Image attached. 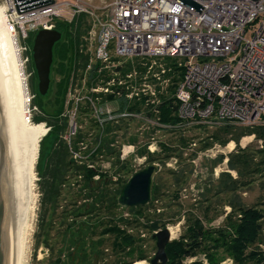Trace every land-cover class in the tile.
Wrapping results in <instances>:
<instances>
[{
	"label": "built area",
	"instance_id": "2783aa9c",
	"mask_svg": "<svg viewBox=\"0 0 264 264\" xmlns=\"http://www.w3.org/2000/svg\"><path fill=\"white\" fill-rule=\"evenodd\" d=\"M90 1L5 0L8 30L19 43L25 66L30 58L24 40L30 32L57 29L58 20L86 17L62 115L69 122L64 138L72 158L98 171L95 180L111 168L103 147L110 122L139 119L164 129L264 123V0H191L197 7L178 0H113L97 8ZM254 23L252 36L246 38ZM174 83L178 124L164 125L158 117L132 111V104L140 101L157 116L161 98ZM31 107L28 117L33 121L31 111L38 108ZM83 122L92 124L94 133L76 149L72 139ZM257 142L263 146L262 140ZM116 144L118 138L111 148ZM154 144L148 146L151 153L157 150ZM117 152L124 162L135 153V145L122 143ZM171 161L167 165L175 168L177 159Z\"/></svg>",
	"mask_w": 264,
	"mask_h": 264
},
{
	"label": "trees",
	"instance_id": "16d2710c",
	"mask_svg": "<svg viewBox=\"0 0 264 264\" xmlns=\"http://www.w3.org/2000/svg\"><path fill=\"white\" fill-rule=\"evenodd\" d=\"M57 22V30L62 33V37L56 42L53 49L50 88L46 95H41L38 90H35V96L31 102L40 111V115L34 116L33 121L35 123L44 122L50 127L47 134L41 139V152L37 164V171L42 178L41 186L44 204H47V210L43 213L41 224V237L43 238L38 236V245L45 243L49 250L52 249L49 241L53 239V236H50V232L56 221L61 220V228L63 230L59 231V236L63 242L67 234L71 233L74 238V245H81L92 250L99 248L100 245H108L127 256L132 255L135 258L133 262L148 259L138 237L129 233L116 221H113V218L108 224H103L98 216L99 210L103 208H106L108 212H112L120 206L117 202V197L123 187V183L127 180L121 178L119 181L118 179L115 181L112 176H108L107 173L103 172H100L99 179L95 180L94 176L99 172L89 169L83 164H78L72 158L69 144L64 138L69 128L68 119L62 115L68 86V73L74 66L72 63L75 60L78 61L79 54L77 50L80 38L86 31L87 19L84 15H80L75 16L71 21L58 20ZM37 31L30 32L28 38L24 40V43L28 44L30 42V45L28 44L29 51L26 55H29V63H31V68H33L34 72L33 76H36V70L32 60V46ZM170 75V73L167 74V76ZM177 79L174 77V82ZM169 89L171 93H174L175 83ZM131 109L132 111L145 113L153 118L158 117L159 122L164 125H175L181 121L177 113L176 98L173 94L161 98V102L157 106V116L154 114L152 106H145V103L140 101L134 102ZM218 127H220V133L216 132L212 137L224 145L234 140L238 147L228 155L227 161L228 169L237 173L236 177L230 172H221L218 181V192L237 193L241 187L252 184L256 177L264 178V147L254 149L249 147L241 148L239 146L242 137L252 134L256 136V139L264 142V123L253 127L236 126L234 124H223ZM121 129V124L112 122L108 123L104 129L103 147L106 150L105 155L107 157L117 156L118 162L120 161L119 154L115 148H111V143L118 138V132ZM156 129L165 131L179 130L155 126L153 130ZM233 129L238 130L237 137H227L229 133H232ZM221 133L225 136L221 137ZM83 139L82 130H78L76 136L72 139V145L76 148L77 143ZM182 140L185 139L182 138ZM136 141L137 137H134L132 143ZM160 145L162 151L164 150L163 154H166L162 157L164 167H166L165 163L167 160L172 157H180L178 153L174 152L176 149H171L170 145L167 147L165 144V146ZM209 145L206 143L204 148L209 147ZM138 154L140 155L139 157L146 156L149 162H154L159 158L157 154L149 152L147 147L140 149ZM192 157H194L193 153L191 154V159ZM167 170L175 177V182L177 183L186 182L187 174L190 173L188 169L178 172L171 168ZM224 176L227 180H223ZM111 183H119L114 191L108 188ZM161 183V178L158 176L154 181L152 204L162 194L163 187L160 185ZM67 199H69L70 202L68 204L71 207L62 209L57 214L59 207H62L61 202ZM228 206L231 210L227 213L221 228H208L200 217L196 215L188 216L183 234L179 239L171 240L166 246L167 264H205L203 259L185 262L186 259L196 257L199 254H203L209 264H219L222 260L216 259L215 251L223 247L227 255L236 263L242 264L251 259L262 263L264 255L259 250V247L264 244V200H260L255 205H248L246 202L238 201L234 197L229 198ZM148 207L129 208L134 211V222H138L141 217L148 218V215L145 214V210ZM206 210H209V205L206 206ZM212 220L211 218L209 219V221ZM119 221L122 223L127 222L122 217L119 218ZM102 225L105 228L101 234H108L110 237L106 241L95 240L94 237L99 236L97 228ZM141 225H137V227ZM159 225L160 223L154 220L142 226L150 228L154 238L155 230L158 231L160 228ZM154 239L156 240V238ZM48 258L49 264H55V261L51 263L50 255ZM133 262L124 264H132Z\"/></svg>",
	"mask_w": 264,
	"mask_h": 264
},
{
	"label": "rangeland",
	"instance_id": "374dc122",
	"mask_svg": "<svg viewBox=\"0 0 264 264\" xmlns=\"http://www.w3.org/2000/svg\"><path fill=\"white\" fill-rule=\"evenodd\" d=\"M105 1L106 4H109L113 0H91L89 4L92 7L97 8L104 6ZM0 5H5L7 10L8 5L6 4L5 0H0ZM255 27L256 23L248 27V30L245 34L246 38H250L252 36ZM28 44L30 45V42H28ZM184 62L186 61L184 60ZM24 68L28 78L27 83L29 94L30 96H35L34 92L35 90H38V78L35 75L33 76L34 72L33 68H31V63L28 62L26 66L24 65ZM168 89L165 95L167 97L172 95L170 89L169 92ZM31 106L33 105L31 104ZM32 108L33 107H31V109ZM31 113L33 117L36 115H40L39 110L33 109ZM32 123L35 122L32 121ZM119 124H121L122 129L118 132L119 144H116V149H120L122 143H127V145L133 144L135 145V153L130 154L124 162H118L117 156L106 157L105 161H109L111 163V168L107 171L108 176H112L113 180L115 181L118 178L126 179L130 174L132 175L134 171L140 169L141 167H145L150 163H156L159 165L160 170L156 174L155 178L157 179L158 176L161 178L162 183L160 185L163 187L162 194L160 195L159 199L153 204L151 199L149 204L146 205V207L149 206L148 209L145 210V214L148 215L147 219L145 217H141L138 222H134V211L121 206L115 208L112 212H108L106 208H103L99 210L98 216L103 224H108L113 218V221H116V223L125 228V230H127L129 233L139 238L140 244L143 245V250L146 251V254L148 256V259L143 260L145 261V264H150L151 258L154 257L155 252L157 251V245L156 240L152 236L153 232L150 228L145 227V229L142 226L143 224L151 223L152 221L157 220L160 223L159 229L168 227L172 231L171 240H174L179 239L183 234L186 228V218L188 216L191 217L196 215L200 217L204 225L208 228H221V226L224 224V219L227 215V212L231 210V208L228 206L229 198L235 197L236 200H242L248 205H255L260 200H264L263 177H256L252 184H250L249 186L241 187L237 193L218 192V181L221 172H230L234 177H236L237 173L228 169L226 159L231 152L235 151L238 148L234 140H231L226 145H224L220 141H217L212 137L216 132H218V134L220 133V127L217 126L214 128H200L194 125H187L176 131H165L157 129L153 130L154 126L152 124L149 127L144 123L143 120L139 119H132L131 121H124ZM228 124L243 126L236 123ZM78 125H82V128H78V130H82L84 139L89 137L90 133H94L91 130L92 124L83 122L82 124L78 123ZM45 127L48 126L45 125ZM222 133L221 137H224L225 133ZM237 133L238 130L233 129L232 133H229L227 137H237ZM252 135H246L242 137L240 139L239 146L241 148H263L264 142L262 141L263 146L261 147L257 142L258 139H256V136L254 135L253 137ZM134 137H137V141L132 143V139ZM182 138H184L185 140H182ZM249 140L251 141L249 142ZM152 143H155L154 145L157 147L155 154H157L159 158L154 162L147 161V158L139 161L138 158L142 157H139L140 155L138 154V151L145 147H147V150L149 151L148 146ZM206 143L210 145L209 147L204 148V145ZM160 144H162V146L165 144L166 147L170 145L171 149H176L174 152L180 155V157L177 156L178 158L173 157L177 159V165L175 168L173 166L167 165V163L172 162V158L166 161V167H164V161L162 157L166 154H163L164 150L162 151ZM40 150L41 143L39 146L38 158L34 170L35 182L26 191L27 193L23 194L22 191L19 195L20 207L22 208V210L26 211L25 218L27 220L26 227L24 229L26 232L24 231L25 242L23 245L24 250L22 252L23 264H49V247L45 243H40L38 245V236L41 237L42 233V216L44 211L47 210V204H44V195L41 186L42 178L37 171V164L41 152ZM192 153L194 157H192L191 159ZM193 160H195V163L193 162ZM99 166H101V164ZM170 168L177 170V172L180 170L188 169L190 173L187 174L186 182H175V177L169 170H167ZM223 180H227L225 176L223 177ZM117 187L118 184L115 183H111L108 186V188H110L112 191H114ZM69 202V199L65 201L63 200L61 202L62 207H59L57 214H59L62 209L70 208L71 205L68 204ZM208 205L209 210L205 211L206 206ZM120 217L124 218L125 221L130 223L120 222ZM178 218H181V220H179ZM210 218L213 220L209 221ZM136 223H138L137 225H142L137 227ZM19 227L20 222L18 229ZM61 227L62 221L57 220L52 231L50 232V236H53L55 232ZM104 228L105 226L103 225L97 228L99 236L102 235L101 232ZM101 237L106 241L108 240L110 235L106 234ZM97 238L98 236L94 237L95 240H97ZM55 241V239L49 241L51 247ZM107 248L109 251L106 250L107 252H104V254L101 255V261H99V264H117L119 260L123 259L128 261V263H131L135 259L132 255L125 256L122 252L113 249L108 245H103L101 247V252L103 253V250ZM259 248V250H261L263 252L262 254L264 255V244ZM215 252L216 259L218 258L222 260L221 264H241L238 262L236 263L232 258L228 259L229 256L227 255L224 247L218 249ZM196 259H205V257L203 254H199L195 257V260ZM189 260L191 259L188 258L185 260V262H189ZM242 264H264V261L262 263H258V261L251 259Z\"/></svg>",
	"mask_w": 264,
	"mask_h": 264
},
{
	"label": "water",
	"instance_id": "95a60500",
	"mask_svg": "<svg viewBox=\"0 0 264 264\" xmlns=\"http://www.w3.org/2000/svg\"><path fill=\"white\" fill-rule=\"evenodd\" d=\"M53 2V0H50ZM197 7L191 0H178ZM62 37L57 29L37 31L32 46V60L38 75V92L46 95L51 84L53 49ZM228 161V158L227 160ZM156 163L135 171L123 185L117 202L121 207L146 206L152 199ZM19 152L15 125L3 72L0 65V264H18L19 225ZM157 251L150 264H167L166 246L171 241L168 227L154 233Z\"/></svg>",
	"mask_w": 264,
	"mask_h": 264
},
{
	"label": "bare ground",
	"instance_id": "6f19581e",
	"mask_svg": "<svg viewBox=\"0 0 264 264\" xmlns=\"http://www.w3.org/2000/svg\"><path fill=\"white\" fill-rule=\"evenodd\" d=\"M7 16L5 5H0V65L10 99L16 131L19 152L20 195L22 191L23 194L27 193L26 191L35 182L34 170L38 158L40 140L47 133V127H45L44 123L35 124L29 120L28 112L31 108V97L27 83L28 78L19 43L15 35L8 30ZM25 214L26 211L20 207L19 200L18 264H23L24 229L27 222ZM132 264H145V261H134Z\"/></svg>",
	"mask_w": 264,
	"mask_h": 264
},
{
	"label": "flooded vegetation",
	"instance_id": "af4514ba",
	"mask_svg": "<svg viewBox=\"0 0 264 264\" xmlns=\"http://www.w3.org/2000/svg\"><path fill=\"white\" fill-rule=\"evenodd\" d=\"M36 76L38 78L37 72H36ZM130 175L129 177L126 178L127 181L131 177ZM126 182H124L123 185ZM62 230H63L62 228H59L57 230L58 232L56 231L55 234L53 235V240L55 239L56 241L53 243L51 247L52 249L50 250L51 263H54L55 261V264H99V261H101L100 260L101 255L104 254V252L109 251L107 248L104 249L102 253L101 247L103 245H100L99 248H96L94 250H92L91 248H84L81 245H74V238L71 236V233L67 234V237L63 242L59 236L60 235L59 231ZM101 236L103 235L98 236L97 240L103 241L104 239ZM126 262L128 261L123 259V260H119L117 264H124Z\"/></svg>",
	"mask_w": 264,
	"mask_h": 264
},
{
	"label": "crops",
	"instance_id": "0c3cea01",
	"mask_svg": "<svg viewBox=\"0 0 264 264\" xmlns=\"http://www.w3.org/2000/svg\"><path fill=\"white\" fill-rule=\"evenodd\" d=\"M228 213V212H227ZM189 259H191V260H189V262H191V261H193V260H195V257H193V258H189ZM193 259V260H192ZM227 259V258H226ZM228 259H231L230 257H228ZM204 260V263L205 264H208V262H207V260L206 259H203ZM224 261V260H223ZM222 262H220V264H221Z\"/></svg>",
	"mask_w": 264,
	"mask_h": 264
}]
</instances>
